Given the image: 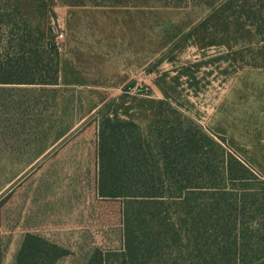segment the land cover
Segmentation results:
<instances>
[{
    "label": "rangeland",
    "instance_id": "obj_1",
    "mask_svg": "<svg viewBox=\"0 0 264 264\" xmlns=\"http://www.w3.org/2000/svg\"><path fill=\"white\" fill-rule=\"evenodd\" d=\"M215 3L57 0L49 7L50 38L66 67L59 85L0 93V119L17 117L0 123V264H15L26 233L64 248L57 264H90L99 253L118 261L125 203L97 190L100 112L113 100L144 129L148 101H166L264 180V8L233 0L225 32L211 18ZM25 8L41 20L39 5ZM240 16L246 27L237 31L232 20Z\"/></svg>",
    "mask_w": 264,
    "mask_h": 264
},
{
    "label": "trees",
    "instance_id": "obj_2",
    "mask_svg": "<svg viewBox=\"0 0 264 264\" xmlns=\"http://www.w3.org/2000/svg\"><path fill=\"white\" fill-rule=\"evenodd\" d=\"M232 1L210 8L225 32ZM255 1L264 8V0ZM56 2L0 0V93L59 85L66 67L50 38ZM238 3L244 8L249 0ZM35 4L40 21L27 15L25 6ZM241 18L232 20L237 31L246 27ZM261 42L264 53V36ZM119 101L102 106L98 133V195L125 203V250L114 264H264V180L166 101H148L145 129ZM11 120L17 117L0 123ZM66 255L26 233L15 264H57ZM90 264L108 263L99 253Z\"/></svg>",
    "mask_w": 264,
    "mask_h": 264
},
{
    "label": "built area",
    "instance_id": "obj_3",
    "mask_svg": "<svg viewBox=\"0 0 264 264\" xmlns=\"http://www.w3.org/2000/svg\"><path fill=\"white\" fill-rule=\"evenodd\" d=\"M64 35L63 33H60L58 36H57V39H63Z\"/></svg>",
    "mask_w": 264,
    "mask_h": 264
}]
</instances>
